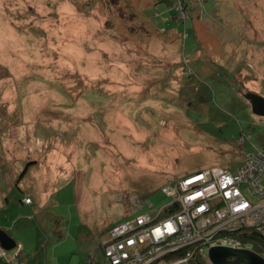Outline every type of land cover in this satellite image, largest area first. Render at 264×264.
Wrapping results in <instances>:
<instances>
[{
  "label": "rangeland",
  "instance_id": "rangeland-1",
  "mask_svg": "<svg viewBox=\"0 0 264 264\" xmlns=\"http://www.w3.org/2000/svg\"><path fill=\"white\" fill-rule=\"evenodd\" d=\"M175 1L0 0V264H104L135 202L264 148V0Z\"/></svg>",
  "mask_w": 264,
  "mask_h": 264
},
{
  "label": "built area",
  "instance_id": "built-area-1",
  "mask_svg": "<svg viewBox=\"0 0 264 264\" xmlns=\"http://www.w3.org/2000/svg\"><path fill=\"white\" fill-rule=\"evenodd\" d=\"M175 8L182 20L189 18L184 0H176ZM238 143L245 146L246 136ZM242 150L236 172L198 169L163 186L168 204L144 210L146 201L135 202L133 212L108 230L105 264H181L198 255L209 259L215 246L252 249L241 235L253 230L264 238V148ZM0 255L8 258L2 248Z\"/></svg>",
  "mask_w": 264,
  "mask_h": 264
},
{
  "label": "water",
  "instance_id": "water-1",
  "mask_svg": "<svg viewBox=\"0 0 264 264\" xmlns=\"http://www.w3.org/2000/svg\"><path fill=\"white\" fill-rule=\"evenodd\" d=\"M249 101L252 112L264 119V95L252 90H242ZM19 243L3 228H0V247L10 251L19 247ZM209 260L212 264H264V256L252 249H236L225 246L211 247Z\"/></svg>",
  "mask_w": 264,
  "mask_h": 264
},
{
  "label": "trees",
  "instance_id": "trees-1",
  "mask_svg": "<svg viewBox=\"0 0 264 264\" xmlns=\"http://www.w3.org/2000/svg\"><path fill=\"white\" fill-rule=\"evenodd\" d=\"M184 5H185V7H186V9H187V11H188V9H189V4L187 3V1L186 0H184ZM164 14V13H163ZM157 15L158 16H160V15H162V13L161 12H158L157 13ZM177 19L179 20V21H182V22H186V20H182L181 18H180V16L179 15H177ZM146 24V23H145ZM30 164L28 163L27 165H26V168H25V170H24V172L21 174V176L18 178V182L22 179V177L26 174L25 172H27L28 170H29V168H30V166H29ZM26 198V197H25ZM30 198V197H29ZM25 202V201H24ZM109 230V229H108ZM108 230H107V233H108ZM6 231L8 232V233H10L7 229H6ZM241 237L243 238V240L244 241H246V242H248V243H251V245H252V249L254 250V251H256V252H258L259 254H261V255H263L264 256V238L259 234V233H257V232H255V231H246V233H244L243 235H241ZM1 248V247H0ZM101 248H102V250H103V253H104V245H103V241H102V243H101ZM22 249V248H21ZM19 250V252L16 254L17 256H20L21 258H24V256L22 255V250ZM183 253V252H182ZM181 254V253H180ZM178 255V254H177ZM0 257H3V256H1L0 255ZM6 259H7V261L8 262H12V260L11 261H9L8 260V258L6 257ZM24 264H26V262L25 261H22ZM188 264H212L206 257H203V256H200V255H198V256H195L193 259H191L189 262H188Z\"/></svg>",
  "mask_w": 264,
  "mask_h": 264
},
{
  "label": "crops",
  "instance_id": "crops-1",
  "mask_svg": "<svg viewBox=\"0 0 264 264\" xmlns=\"http://www.w3.org/2000/svg\"><path fill=\"white\" fill-rule=\"evenodd\" d=\"M169 9H170V8H169ZM170 10H171V9H170ZM116 222H117V221H116ZM5 230H6V229H5ZM106 238H107V237H106ZM106 238H105V239H106ZM105 239H104V240H105ZM104 240H103V242H104ZM103 245H104V244H103ZM21 248H23V247H21ZM21 250L23 251V249H21ZM208 260H209V259H208ZM209 261H210V260H209ZM104 264H105V263H104Z\"/></svg>",
  "mask_w": 264,
  "mask_h": 264
},
{
  "label": "flooded vegetation",
  "instance_id": "flooded-vegetation-1",
  "mask_svg": "<svg viewBox=\"0 0 264 264\" xmlns=\"http://www.w3.org/2000/svg\"><path fill=\"white\" fill-rule=\"evenodd\" d=\"M7 254H8V252H7Z\"/></svg>",
  "mask_w": 264,
  "mask_h": 264
},
{
  "label": "bare ground",
  "instance_id": "bare-ground-1",
  "mask_svg": "<svg viewBox=\"0 0 264 264\" xmlns=\"http://www.w3.org/2000/svg\"><path fill=\"white\" fill-rule=\"evenodd\" d=\"M115 224V223H114Z\"/></svg>",
  "mask_w": 264,
  "mask_h": 264
}]
</instances>
